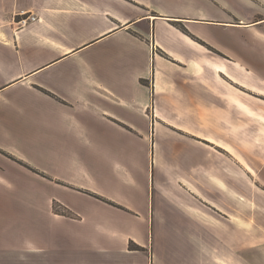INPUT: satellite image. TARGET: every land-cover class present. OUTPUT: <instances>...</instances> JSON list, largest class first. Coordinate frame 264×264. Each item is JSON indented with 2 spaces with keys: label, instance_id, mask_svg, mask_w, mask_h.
<instances>
[{
  "label": "crops",
  "instance_id": "obj_1",
  "mask_svg": "<svg viewBox=\"0 0 264 264\" xmlns=\"http://www.w3.org/2000/svg\"><path fill=\"white\" fill-rule=\"evenodd\" d=\"M261 96L264 0H0V264H245Z\"/></svg>",
  "mask_w": 264,
  "mask_h": 264
},
{
  "label": "rangeland",
  "instance_id": "obj_2",
  "mask_svg": "<svg viewBox=\"0 0 264 264\" xmlns=\"http://www.w3.org/2000/svg\"><path fill=\"white\" fill-rule=\"evenodd\" d=\"M264 98L263 96H261ZM262 112L264 114V106L262 107ZM240 114V113H239ZM240 116V115H238ZM255 120L250 119L245 115V144L246 146L241 145L236 142V138H232V135L236 137V130L230 131V133L226 132L224 134L216 136L217 139L223 137V142L229 143L232 145L236 151L242 153L246 158V161L254 167L255 170H258V167L261 163H264V138L258 139V142H254L252 140L251 135L252 132L261 127L264 130V122L257 124L254 122ZM215 137V136H214ZM220 137V138H219ZM234 139V140H233ZM155 143L151 146V152H155ZM248 149H251L249 151ZM231 155V154H230ZM233 156V155H232ZM152 170V167H151ZM151 173V171H150ZM241 186L244 191V214H245V264H264V192L255 187L254 177L246 171L244 179L240 178ZM155 183V182H154ZM156 194V190H154ZM155 200V198H154ZM150 207H151V196L149 198ZM55 210L65 212L67 215H71L67 211L62 208H55ZM156 217V216H155ZM157 218H155L156 220ZM156 224V222H155ZM154 224V225H155ZM156 226V225H155ZM160 230L158 234L160 237H165L163 235L164 232L167 231L166 238H170V244L167 246L164 245L167 254H186L190 247H188L185 243V239L187 236L183 233L182 227L176 225L174 227V223L171 218L166 219V222L159 225ZM8 230V229H7ZM156 232V229H155ZM157 234V235H158ZM134 244L135 242L130 241L129 244ZM128 244V248H129ZM137 244V243H135ZM139 245V244H137ZM140 246V245H139ZM142 247V246H141ZM173 248V249H172ZM142 249H144L142 247ZM140 249V250H142ZM134 250V249H133ZM136 251V250H134ZM187 251V252H186ZM260 256V259L255 258L256 255ZM175 257V256H174ZM187 256H180L179 258H183ZM168 261V257H166ZM183 260V259H182ZM234 260V259H233ZM232 257L229 258L228 264H233ZM27 261V260H25ZM260 261V262H259Z\"/></svg>",
  "mask_w": 264,
  "mask_h": 264
},
{
  "label": "built area",
  "instance_id": "obj_3",
  "mask_svg": "<svg viewBox=\"0 0 264 264\" xmlns=\"http://www.w3.org/2000/svg\"><path fill=\"white\" fill-rule=\"evenodd\" d=\"M35 20H37V17L33 13L21 11L16 15L15 23L22 26Z\"/></svg>",
  "mask_w": 264,
  "mask_h": 264
},
{
  "label": "trees",
  "instance_id": "obj_4",
  "mask_svg": "<svg viewBox=\"0 0 264 264\" xmlns=\"http://www.w3.org/2000/svg\"><path fill=\"white\" fill-rule=\"evenodd\" d=\"M103 200H104V199H103ZM110 203H112V202H110ZM113 204H114V203H113ZM129 249H130V250H133V249H134V250H140V249H142V247L139 246V245H137V244H135V243H134V244L130 243V244H129Z\"/></svg>",
  "mask_w": 264,
  "mask_h": 264
}]
</instances>
